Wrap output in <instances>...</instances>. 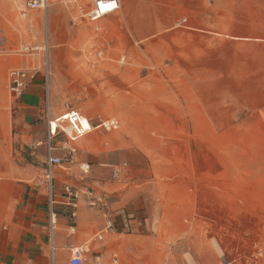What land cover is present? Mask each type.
<instances>
[{
  "label": "rangeland",
  "instance_id": "obj_1",
  "mask_svg": "<svg viewBox=\"0 0 264 264\" xmlns=\"http://www.w3.org/2000/svg\"><path fill=\"white\" fill-rule=\"evenodd\" d=\"M22 1L9 32L25 69L45 77L46 109L50 66V98L63 111L117 118L118 129L82 139L81 156L92 165L97 150H112L109 162L123 169L110 193L133 189L141 208L131 216L143 225L153 216L144 236H115L111 264H264V126L249 123L248 97L239 110L213 109L212 100V122L223 123H207L203 72L217 62L204 60L199 32L190 42L176 30L139 38L121 29L120 13L95 25L89 0H50L48 33L47 12L22 17Z\"/></svg>",
  "mask_w": 264,
  "mask_h": 264
},
{
  "label": "crops",
  "instance_id": "obj_2",
  "mask_svg": "<svg viewBox=\"0 0 264 264\" xmlns=\"http://www.w3.org/2000/svg\"><path fill=\"white\" fill-rule=\"evenodd\" d=\"M14 1L0 0V36H6L0 42L6 48L0 53V264H69L76 247L86 248V264L90 257L111 264L115 236H144L146 223L153 216L146 218L144 225L142 216H131L141 208L140 195L132 194L133 189L120 191L115 195L117 199L110 193L117 166L108 159L112 150H97L90 173L81 178L80 162H89L87 156H81V141L88 134L76 143L80 150L78 162L66 168L55 167L49 188L44 178L49 121L61 117L68 109L62 110L56 96L50 98L49 77L46 109L47 83L40 70H30L28 85L21 94L11 91L9 72L14 68L31 69L28 59H19V54L8 50L10 47L17 50L18 46L9 32L20 11ZM121 3V29L133 30L139 38L154 32L165 36L176 30L177 36L187 34L184 39L190 42L195 39L190 34L199 32L204 60L217 62L213 67L209 63L203 72V107L204 113L209 114L208 124L223 123L222 115L213 116L212 122V100L218 104L213 109L239 110L249 98L246 106L251 109L249 123L264 126V0H121ZM23 12L28 13L22 11L21 16ZM181 17L187 19L184 25L178 24ZM183 26L188 30L181 32ZM212 93L216 100L212 99ZM86 114L87 111L83 115L94 118ZM64 140L63 135L51 139L54 154H64L61 149ZM68 186L79 192L73 204L66 191ZM88 189L103 195V202L91 205ZM109 222L113 228L107 230Z\"/></svg>",
  "mask_w": 264,
  "mask_h": 264
},
{
  "label": "built area",
  "instance_id": "obj_3",
  "mask_svg": "<svg viewBox=\"0 0 264 264\" xmlns=\"http://www.w3.org/2000/svg\"><path fill=\"white\" fill-rule=\"evenodd\" d=\"M49 4L50 0H25L24 6L26 11H43L46 13ZM121 6V0H89V9L86 13L87 21L95 23L106 17L116 15L121 11ZM186 20V18H181L178 24L184 25ZM0 37V42L6 40L5 35L2 34ZM5 49L6 48L3 44H1L0 53L4 52ZM8 50L10 53H18V50H12L11 47ZM32 50L33 48L30 45L22 47L23 53H31ZM9 78L11 91L15 94H21L28 85L30 70L25 68H14L9 72ZM119 127L120 121L115 117L107 118L98 115L96 118H89L75 109H68L61 117L49 121L48 155L44 171V178L49 184V188H52V174L55 167L66 168L73 165L76 161L78 162L80 154V150L76 145L78 140L94 130L101 129L109 132L118 129ZM59 135L65 137L61 147L64 151L62 156L54 154L55 148L51 145V139ZM122 169V167L115 166L114 175H120ZM90 170L91 164L89 162H80L82 179L88 176ZM66 191L73 204V202L79 197V192L75 191L71 186H68ZM86 194H88L91 200H93L91 205H96L97 202H103V195L96 194L92 189H88ZM52 224H55V219H52ZM112 228V223L109 222L107 230ZM86 253L87 250L84 247L74 248L69 259V264H86Z\"/></svg>",
  "mask_w": 264,
  "mask_h": 264
},
{
  "label": "bare ground",
  "instance_id": "obj_4",
  "mask_svg": "<svg viewBox=\"0 0 264 264\" xmlns=\"http://www.w3.org/2000/svg\"><path fill=\"white\" fill-rule=\"evenodd\" d=\"M122 7V6H121ZM50 12L48 11L47 12V17H48V19H47V24H48V33H49V28H50V25H51V23H50V14H49ZM90 23V22H89ZM90 24H95V23H90ZM95 25H97V24H95ZM96 29H99V27H96ZM48 39H49V35H48ZM43 48V47H42ZM41 48V49H42ZM38 49V48H37ZM45 49H47V45L45 46ZM46 64L47 65H49V62L47 61L46 62ZM48 73H49V90H50V75H51V73H50V66H49V68H48Z\"/></svg>",
  "mask_w": 264,
  "mask_h": 264
}]
</instances>
